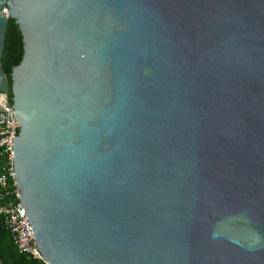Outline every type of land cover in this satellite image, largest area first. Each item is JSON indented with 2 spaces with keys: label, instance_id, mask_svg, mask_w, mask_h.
I'll return each instance as SVG.
<instances>
[{
  "label": "water",
  "instance_id": "water-1",
  "mask_svg": "<svg viewBox=\"0 0 264 264\" xmlns=\"http://www.w3.org/2000/svg\"><path fill=\"white\" fill-rule=\"evenodd\" d=\"M0 66L44 264H264V0H0Z\"/></svg>",
  "mask_w": 264,
  "mask_h": 264
},
{
  "label": "built area",
  "instance_id": "built-area-1",
  "mask_svg": "<svg viewBox=\"0 0 264 264\" xmlns=\"http://www.w3.org/2000/svg\"><path fill=\"white\" fill-rule=\"evenodd\" d=\"M5 11L6 9L3 8L2 12L4 13ZM0 98L2 99L0 102V158L3 162L0 172V200L3 201L0 204V217L16 251L32 260L43 262L37 252L29 225L14 187L10 106L3 101L2 96ZM9 180L12 181L14 187L11 192L13 199L4 201L7 196L10 197L7 191V183Z\"/></svg>",
  "mask_w": 264,
  "mask_h": 264
},
{
  "label": "trees",
  "instance_id": "trees-1",
  "mask_svg": "<svg viewBox=\"0 0 264 264\" xmlns=\"http://www.w3.org/2000/svg\"><path fill=\"white\" fill-rule=\"evenodd\" d=\"M1 69V66H0ZM6 102L9 105L8 96L6 94ZM3 162L0 158V172L2 170ZM14 187L12 185V181H8L7 183V191L9 192L5 200L13 199V195L11 192L13 191ZM3 201L0 200V204ZM0 264H44L40 261H35L30 258H28L26 255L21 254L16 251V249L13 247L11 243V239L9 236V233L6 231V229L3 226L2 219L0 217Z\"/></svg>",
  "mask_w": 264,
  "mask_h": 264
},
{
  "label": "bare ground",
  "instance_id": "bare-ground-1",
  "mask_svg": "<svg viewBox=\"0 0 264 264\" xmlns=\"http://www.w3.org/2000/svg\"><path fill=\"white\" fill-rule=\"evenodd\" d=\"M1 100H2V99L0 98V102H1Z\"/></svg>",
  "mask_w": 264,
  "mask_h": 264
}]
</instances>
